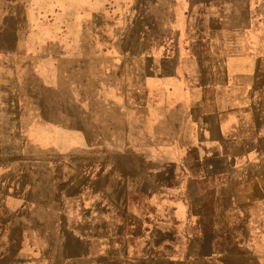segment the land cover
<instances>
[{
  "label": "crops",
  "instance_id": "1",
  "mask_svg": "<svg viewBox=\"0 0 264 264\" xmlns=\"http://www.w3.org/2000/svg\"><path fill=\"white\" fill-rule=\"evenodd\" d=\"M20 5L0 264H242L236 218L264 181V0H0V31Z\"/></svg>",
  "mask_w": 264,
  "mask_h": 264
},
{
  "label": "rangeland",
  "instance_id": "2",
  "mask_svg": "<svg viewBox=\"0 0 264 264\" xmlns=\"http://www.w3.org/2000/svg\"><path fill=\"white\" fill-rule=\"evenodd\" d=\"M26 1V0H24ZM86 0H81L85 2ZM163 12L157 9L148 8L146 10V30L147 32L160 34L166 30V25H158L155 21H159ZM27 22L23 16V10L20 5L18 16L16 18L8 19L7 24L0 31V81L3 89L0 90V97L3 103H0V117L3 118L2 129L0 136L1 148H18L19 141L12 136H9L11 124L8 122L10 110L8 107L9 97L15 95L11 89V77L13 73H18L21 66L20 50L25 41L23 36L27 31ZM143 25L131 24L126 31L134 34L142 31ZM169 29V28H168ZM153 34V35H154ZM151 41H147V47H150ZM24 74L22 78L23 86L26 91L38 92L37 84L33 81H27ZM254 189L248 187L244 191V197L249 199L254 196ZM258 196L260 200L247 202V207L243 210V215L237 217V226L240 229L239 240L241 241V261L242 264H264V181L259 186Z\"/></svg>",
  "mask_w": 264,
  "mask_h": 264
}]
</instances>
